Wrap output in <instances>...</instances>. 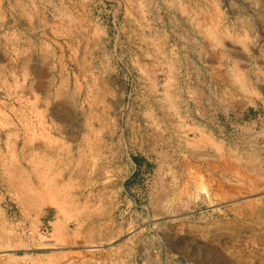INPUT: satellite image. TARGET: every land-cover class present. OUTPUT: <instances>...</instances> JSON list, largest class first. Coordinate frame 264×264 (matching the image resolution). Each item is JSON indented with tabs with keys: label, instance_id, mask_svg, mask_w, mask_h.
Listing matches in <instances>:
<instances>
[{
	"label": "rangeland",
	"instance_id": "obj_1",
	"mask_svg": "<svg viewBox=\"0 0 264 264\" xmlns=\"http://www.w3.org/2000/svg\"><path fill=\"white\" fill-rule=\"evenodd\" d=\"M46 1L0 0V264H84L83 226L132 219L161 264H264V0Z\"/></svg>",
	"mask_w": 264,
	"mask_h": 264
},
{
	"label": "crops",
	"instance_id": "obj_2",
	"mask_svg": "<svg viewBox=\"0 0 264 264\" xmlns=\"http://www.w3.org/2000/svg\"><path fill=\"white\" fill-rule=\"evenodd\" d=\"M85 2L86 0H47V3H52L50 7H44L41 5L35 9L36 12H40L43 15L48 14L54 17L60 18H80V9L76 8L74 3L79 4L78 2ZM89 1V0H88ZM44 2V1H42ZM90 8V6L88 7ZM26 12L29 11V8L25 9ZM31 11L34 12V9L31 8ZM49 13H53L50 14ZM55 13V14H54ZM78 52V70L80 75H88L91 68L90 65V52L86 49L77 50ZM25 58L29 60L28 65L31 67V82L33 81V76H35V82L38 84L41 83H51L53 78L57 76L56 71L54 70L52 56L49 58H44L43 56L40 60H37L33 64L32 48L25 51ZM56 58V57H55ZM84 69V71L82 70ZM219 92V88H217ZM235 156H232L231 159H227V162L232 164V167L235 165V161H238ZM139 220L132 219L129 221H121L120 223H113V221H107L105 227L118 226L120 229L115 230H102V224L94 225L90 223L83 226L85 230V235L82 240L77 243L75 241L74 245H78V251L75 250L74 255H78L79 260H82L84 264H161V256H163V251L169 250L168 244H160L158 237L154 234L151 235V238H146L143 236L142 231L140 232V226H156L155 219L149 220ZM81 221H79L78 233L81 239L82 226ZM129 225L136 227L134 230L130 231L124 228H128ZM95 227V229H94ZM77 231L74 230L73 237L76 239ZM171 251V250H170ZM78 253V254H77ZM76 256H74L75 258ZM165 258H167L165 256ZM76 259V258H75ZM168 261V260H167ZM81 262V261H80ZM166 262L165 264H168ZM74 264H77V259L74 261ZM163 264V263H162Z\"/></svg>",
	"mask_w": 264,
	"mask_h": 264
}]
</instances>
